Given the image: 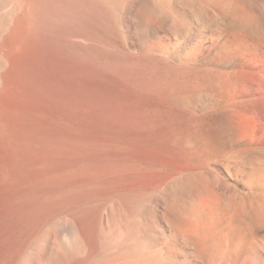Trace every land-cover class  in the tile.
I'll return each mask as SVG.
<instances>
[{
    "label": "bare ground",
    "instance_id": "6f19581e",
    "mask_svg": "<svg viewBox=\"0 0 264 264\" xmlns=\"http://www.w3.org/2000/svg\"><path fill=\"white\" fill-rule=\"evenodd\" d=\"M123 1L0 0V264H235L239 262L235 261L236 254L233 256L237 244L242 251L260 247L264 253V235L251 238L254 225L264 219V192L249 191L254 198L251 201L248 194L243 196L250 205L240 200L242 196L236 206L228 205L233 210L226 213L234 216L233 224L245 226L250 237L242 233L244 227L240 230L242 226H230L216 257H209L200 237L189 236L180 219L174 225L178 211L174 222L169 218L167 224L170 235L179 237L184 249L159 247L155 239V201L152 205L159 189L154 185L156 170L148 155L128 139L57 138L60 120L56 111L46 109L44 91L60 83L72 88L74 76L87 74L92 60L118 57L115 53L122 52L126 44L114 38L111 18L120 21L126 8ZM145 1L138 10L144 8L141 10L152 15L153 5L159 6L160 1ZM220 5L230 16L226 26L221 24L223 21L219 23L221 29L232 28L237 35L248 33L255 46L264 47V0H228ZM160 7L157 14L173 35L176 29H185L182 16ZM28 89L31 96L17 105L10 103L11 92L25 93ZM251 112L255 120L264 118V108ZM192 137L175 143L178 146L173 150V155L179 157L183 149L188 164L198 144ZM242 142L230 141L216 151L229 177L244 180L248 189H258L256 182H264L263 175L232 171L231 166L256 151ZM237 145L241 147L235 148Z\"/></svg>",
    "mask_w": 264,
    "mask_h": 264
},
{
    "label": "rangeland",
    "instance_id": "374dc122",
    "mask_svg": "<svg viewBox=\"0 0 264 264\" xmlns=\"http://www.w3.org/2000/svg\"><path fill=\"white\" fill-rule=\"evenodd\" d=\"M143 1L124 0L123 9L125 5L126 8L122 9L121 22L116 23L110 17L117 35L114 38L123 46L126 44L122 52L115 53L118 57L109 61L92 60L87 74L74 76L72 88L64 87V83L53 88L48 86L43 94L46 109L56 111L60 120L58 139H128L135 142L140 151L148 155L156 170L154 185L159 190L152 198V205L155 203L157 246H179L176 251L184 249L182 240L170 235L167 222L170 218L175 225L180 219L179 223L189 236L200 237L205 241L209 257H216L227 229L233 225L242 226L233 224L234 216L226 213L233 210L230 208V211L228 205L236 206L240 200L247 204L254 199L249 191L253 194L264 192L263 181L256 182L258 189H248L244 180L229 177L221 164V155L216 151L230 141L251 144L256 155L240 159L231 166L232 171L264 176V118L255 120L251 116V110L255 113L264 108V47L255 46L253 36L248 33L238 36L232 28L221 29V24L226 26L230 16L220 3L228 0H164L166 3L159 0L164 4L159 2V6L155 4L153 8L146 5L155 9L152 15L141 10L144 8L138 10ZM162 5L167 8L161 9ZM159 7L160 10L174 11L186 22L185 29H176L178 37L158 15ZM13 92L8 95L12 97L10 103L13 105L32 95L29 89L25 91L27 95L19 91L18 96L15 91V97ZM188 136L196 138L194 140L198 143L194 159L189 164L183 149L179 150V157L173 155L178 146L175 143H182ZM201 138L204 143L200 142ZM246 194L250 201L245 200ZM177 211L180 215L183 212L184 217L178 218ZM145 212L143 215L147 210ZM174 215L177 219L173 218ZM246 216L244 218L249 217ZM258 222L251 238L256 236L254 239H259L264 235V219L260 218ZM239 229L250 237L245 226ZM259 248L247 252L242 251L239 244L235 245L233 256L236 254L235 261H239L235 264H264V253Z\"/></svg>",
    "mask_w": 264,
    "mask_h": 264
}]
</instances>
